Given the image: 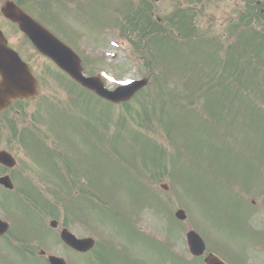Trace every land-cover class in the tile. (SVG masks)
I'll use <instances>...</instances> for the list:
<instances>
[{
  "label": "rangeland",
  "instance_id": "1",
  "mask_svg": "<svg viewBox=\"0 0 264 264\" xmlns=\"http://www.w3.org/2000/svg\"><path fill=\"white\" fill-rule=\"evenodd\" d=\"M179 1L194 0H160L151 6L171 45L146 33L145 13L139 15L141 27L133 29L129 0H67L68 7L65 0H30L32 16L51 24L81 56L85 75L100 76L111 90L150 77L147 87L120 104L78 88L0 18L8 43L39 81L36 99L15 105L7 116H16L18 129L35 134L36 145L53 157L59 175L82 176L81 195L72 185L67 191L55 183L52 173H58L48 169V160L28 155L35 181L32 189L21 186L24 193L17 197L27 203L25 192L42 187V196L68 198L65 206L51 202L55 220L63 224L69 214V230L97 243L96 252L84 255L54 246L51 252L68 264H201L202 258L188 253L189 229L202 236L207 252L228 264H264V69L258 73L255 66L264 68V11L248 0H208L197 9L195 29L186 30L184 14L169 17ZM243 9L240 27L258 28L244 38L243 64H236L242 69L233 71L236 56L228 53L230 45H238L240 33L233 26ZM139 29L146 44L131 40ZM185 37L194 48L184 50ZM9 132L4 127L6 142ZM20 155L25 163L23 149ZM40 170L48 172L47 193ZM178 208L186 211L184 221L174 217ZM27 212H34L30 205Z\"/></svg>",
  "mask_w": 264,
  "mask_h": 264
},
{
  "label": "water",
  "instance_id": "2",
  "mask_svg": "<svg viewBox=\"0 0 264 264\" xmlns=\"http://www.w3.org/2000/svg\"><path fill=\"white\" fill-rule=\"evenodd\" d=\"M5 17L17 23L19 28L29 37L31 42L43 54L50 57L55 63L66 71L71 77L82 85L92 89L99 96L113 102L129 99L140 87L146 84L144 81H135L120 86L113 91L106 90L103 83L97 78L84 77L79 58L63 43L45 30L40 24L17 8L12 2L6 1L1 8ZM0 109L12 99L35 96L36 81L23 64L16 53L7 48L6 41L0 32ZM164 188H166L164 186ZM176 218L183 220L186 214L182 209L175 213ZM63 239L73 248L86 251L93 246L91 239L77 240L71 234L62 235ZM189 251L194 256L202 255L205 243L193 230L186 233ZM59 260V259H55ZM52 260L53 264H65ZM206 264H225L217 256L210 253L204 258Z\"/></svg>",
  "mask_w": 264,
  "mask_h": 264
},
{
  "label": "flooded vegetation",
  "instance_id": "3",
  "mask_svg": "<svg viewBox=\"0 0 264 264\" xmlns=\"http://www.w3.org/2000/svg\"><path fill=\"white\" fill-rule=\"evenodd\" d=\"M16 146L20 143L13 145ZM6 150L13 154L16 164L7 167L0 163V179L9 177L13 186L9 189L0 182V264H50L49 257L54 246L69 250L59 237L63 229H68L69 223L60 224L44 209L36 213L17 211L16 188L23 183L22 179L28 178V171L19 166V159L11 145ZM52 234L56 236L55 241Z\"/></svg>",
  "mask_w": 264,
  "mask_h": 264
}]
</instances>
